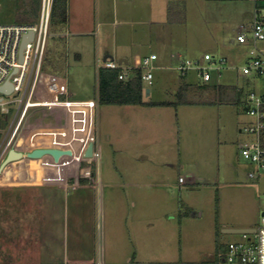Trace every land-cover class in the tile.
<instances>
[{
  "label": "rangeland",
  "instance_id": "obj_1",
  "mask_svg": "<svg viewBox=\"0 0 264 264\" xmlns=\"http://www.w3.org/2000/svg\"><path fill=\"white\" fill-rule=\"evenodd\" d=\"M121 5L122 9L124 4ZM171 5L174 7L172 18L181 22H172L175 23L170 26L173 36L166 35L167 44L163 47L193 61L204 59L206 53L216 59L225 58L228 62L221 74L212 72L214 82L236 83L246 94L249 90L264 92V75L243 74L251 45L231 42L241 27L248 28L253 22L254 0H174ZM15 13V0H0V24L15 23ZM135 14L123 16L121 22L118 20L119 29L126 32L134 28L143 32L147 20L141 19L138 12ZM261 14L264 16V10ZM39 20L40 16L36 23ZM65 32V28L53 26L51 22L40 90L47 93L46 82L51 79L50 74H56L53 64L57 63L59 68L64 53L66 59L59 75L67 77L73 99H97V64L102 62L98 63L89 51L81 61L76 59L75 38L69 37L66 44L61 39ZM154 47L132 52L136 64L141 65L144 55L152 51L159 53L160 48ZM260 47L264 49V43ZM166 63L173 67L178 65L177 62ZM167 72L179 79L178 71ZM162 73L164 71H154L156 75ZM187 79L197 80L193 70ZM145 86L152 92L161 88L153 97L156 101H177L175 91L167 93L163 90L166 87L157 80H153L152 85L146 82ZM20 97L17 93L4 97L11 111L8 127L19 109ZM87 105L90 104H77ZM43 111L33 109L30 113ZM250 121L244 110L228 104L177 108L98 105L95 140L88 145H82V141L73 154L81 152L78 158L85 161H81V169L95 166L97 170L101 166L114 170L118 166L129 171L121 173L124 179H119L120 174L114 172L116 185L104 190L102 185L95 191L86 189V194L73 191L72 187L65 191L63 186L13 187L10 190L17 198L5 206V211L7 215H16L17 219L10 223L21 233L28 225L33 226L31 215H47L55 250L49 257H53V261L65 254L69 261L100 259L103 264H214L219 245L225 249L229 243L242 239L241 234H224L222 231L226 228L219 227L250 225L257 228L263 217L264 172L259 178L251 179L249 173L254 167L242 157L235 144L238 139L244 142L254 139L244 131L239 132ZM48 123L49 120L41 118L32 128L46 127ZM90 147L91 155H87ZM52 158L32 161L26 158L19 164L44 169L50 167ZM59 161L54 162L53 169L63 163ZM43 169L39 168L37 174L19 173L20 181L28 183L31 179L43 184ZM141 176L144 179L138 181L140 187L137 188L133 182ZM180 177L185 183H179ZM126 182L133 184L123 185ZM40 195L46 199H41ZM3 257L0 253V261Z\"/></svg>",
  "mask_w": 264,
  "mask_h": 264
},
{
  "label": "crops",
  "instance_id": "obj_2",
  "mask_svg": "<svg viewBox=\"0 0 264 264\" xmlns=\"http://www.w3.org/2000/svg\"><path fill=\"white\" fill-rule=\"evenodd\" d=\"M174 1V0H173ZM173 1L170 0H67V22L65 25L66 32L65 34L61 35V39L68 44L69 37L75 38V54L76 59L82 60L84 57V53L87 51L92 52L97 59V62H102L97 64L98 71L101 68H104V63L106 61H115L119 65V69L128 73L129 77H133L135 75V71L137 69L142 70L143 60L146 57L156 55L157 59L153 62L154 70L153 75L154 79L160 82L161 85H164V91L173 92L175 91L176 95L180 88L184 85H188L189 88L192 89L193 92L192 96L196 99H199L201 95L199 93H203L204 97H201V100L206 101L205 104L202 105H219V104H228V105H237L239 108L244 110L245 103L243 101L239 103H234V88L242 89L241 87L237 86L236 83H229V84H221L214 82V78L208 83L202 81V79L198 76V73L195 68L189 69L187 72H181L179 67L187 60L190 59H183L181 55H177L174 52H171L163 47V45L167 44L165 41L166 35H171L172 37L174 30L170 28L176 22H181L178 20H174L172 18V14L174 12V7L171 5ZM121 4H124L121 9ZM124 11V13H123ZM134 12L139 13L138 15L141 16V19L147 20V26L144 28V31L139 33L137 30L127 29L126 32L119 29L118 20L121 22V18L131 16ZM140 19V20H141ZM145 22V21H144ZM175 22V23H172ZM183 22V21H182ZM134 29V30H133ZM141 36V38H140ZM137 38V39H136ZM232 43L236 42L235 38L231 40ZM237 43V42H236ZM162 45V46H161ZM157 46L160 48L159 53L157 51H152L149 55H144L141 60V65L136 64L135 54L133 55L135 50L145 49L146 47H154ZM156 47V48H157ZM155 48V47H154ZM162 48V50H161ZM68 55V52H66ZM210 54V53H206ZM205 54V55H206ZM213 54V53H212ZM204 55V56H205ZM169 57V58H168ZM62 64L57 68V63L53 64L54 71L56 74H50L51 79H60L67 82V77H61L59 73L63 72V61L66 59V54L63 53V57L61 58ZM170 61L169 64L172 62H177L178 65L171 66L168 65L166 62ZM193 61V60H190ZM193 62H204L203 58H197ZM228 62V61H227ZM67 63V61H65ZM164 71L162 74H154V71ZM178 71L179 79L177 76L171 72L167 71ZM194 71L196 74L197 80L195 81H188V75L190 71ZM98 74V73H97ZM50 79V80H51ZM157 83V82H156ZM144 84V101L145 102H153V103H175V102H167L164 100H154V95L156 96L160 91L161 88L158 87V90L155 92L151 89L146 88V82L143 81ZM215 86L216 88L219 87H228L231 88L228 92V97L233 100L231 103H220L217 100L218 91H209V90H200L201 86ZM67 87L69 91L68 99L61 105H56L57 108L54 109H61L63 120H64V128L67 132L64 134V141L63 145L61 146L64 150L69 149H78L81 146L82 142V124H88L90 117L85 115V107L86 108H93V113L91 114L92 117V129H91V137L92 141L96 138V119H97V109H98V102L94 98L90 99H73V94L70 91L68 82ZM160 90V91H159ZM253 90H249L251 92ZM248 92V93H249ZM255 92V91H254ZM247 96V95H246ZM233 98V99H232ZM193 99V98H192ZM246 97L244 98V100ZM195 100V99H194ZM214 102V104H211ZM80 103L85 104L89 103L90 105L75 108L74 110L70 107L71 104ZM75 104V105H77ZM103 106V105H101ZM139 106V105H137ZM137 106H130V107H137ZM182 106V105H181ZM108 107V106H106ZM144 108H156V107H146L140 106ZM163 107H175L174 105L169 106H161ZM177 108V107H175ZM49 109V108H48ZM53 109V107H52ZM84 112V114H83ZM240 133H243V130H239ZM46 135V134H45ZM244 141L238 139L235 144H237L239 150L240 145ZM44 144L37 147H43ZM83 145V144H82ZM46 147H52L51 145ZM36 147V148H37ZM60 147V148H61ZM80 151L74 152V159H69L70 156H65V163L60 164L59 168L53 169V165L55 167V163L52 159V164L50 167L46 166L43 169V166H39V168L43 169L44 172V182L43 184H37L35 182H31V179L28 183L20 181L18 186H0V253L3 254V261H0V264H103V262L99 260H91V261H69L68 256L62 254V258H58L55 261L52 260L53 257H49L50 254H54L55 250L53 248L52 240V231L48 227L47 223V215L37 214V216L31 215V220L33 221V226L28 225L27 230L24 233L17 231L14 226L11 224L14 222L17 217L16 215L10 216L7 215L5 211V206L11 205L17 195L14 194V191L10 190L13 187H39L42 185L45 186H63L65 191H70L71 187L73 191H78L81 194L88 193V190H94L99 187L102 190L105 188H110L111 186L116 185V180L114 177V172L119 173V179H122V174L129 173V171L123 169L122 167H116L114 170H106L103 167L99 166L96 170L95 166H91L89 168L81 169V161L82 159L78 158V153ZM81 153V152H80ZM49 158V156H45ZM44 157V158H45ZM28 159L30 161L37 160L32 159L27 156V153L24 154L23 158ZM43 159V158H42ZM20 160V161H21ZM21 166V165H20ZM38 166L35 168L32 167H20V173L24 174L33 173L37 174L39 171ZM106 170V171H105ZM51 173H54L53 177L50 176ZM23 176V175H22ZM142 177V178H141ZM137 177L133 183L137 188L140 187V183L138 181L143 180L144 177ZM179 178V183L180 179ZM22 180V179H21ZM83 181V182H82ZM84 183V185L82 184ZM130 182H126L123 185H130L133 184ZM185 183V180L182 182ZM142 184V183H141ZM82 190L80 191V189ZM93 191V192H94ZM94 194V193H93ZM40 198L46 199L43 195H40ZM37 199V197H36ZM43 202V200H42ZM3 211V212H2ZM40 221V225L38 223ZM11 222V223H10ZM40 228L35 230L34 228ZM220 228H245V229H252L253 227L250 225H228V226H221ZM0 260H2L0 258Z\"/></svg>",
  "mask_w": 264,
  "mask_h": 264
},
{
  "label": "built area",
  "instance_id": "obj_3",
  "mask_svg": "<svg viewBox=\"0 0 264 264\" xmlns=\"http://www.w3.org/2000/svg\"><path fill=\"white\" fill-rule=\"evenodd\" d=\"M258 1L264 0H254L255 3ZM53 3L54 0H42L38 23L0 24V87L10 83L13 85V91L9 95L15 93L21 95L17 100L19 109L12 124H10L9 139L1 157L10 146L30 110L51 108L55 105L58 94H63L66 98L69 95L67 82L60 79L46 82L48 84L47 93L40 90L42 87L39 83L49 37ZM261 12L262 10L256 9L251 25L248 28L241 27L240 32L235 37L238 44L251 45L248 63L243 68L244 75H251L252 73L259 76L264 75V49L260 47L264 43V16ZM30 32L34 33V37L27 44L23 52L24 59L21 61V45L24 37ZM156 59L157 56L152 55L143 60L142 78L149 85L153 84V70L155 68L153 62ZM226 64L225 58L216 59L215 56L206 54L204 62L187 60L179 67V70L187 72L189 69L195 68L202 81L208 83L213 78L212 72L217 71L221 74L220 71ZM104 67L118 69L119 65L115 61H106ZM128 78V73L121 71L119 80ZM9 95L0 93V111L7 118L11 111L7 107L4 97ZM244 111L252 121L243 131L253 136L254 139L243 142L240 145V153L254 167V170L249 173V177L257 179L264 172V148L261 144V134L264 130V92H249ZM183 181L181 178L180 182ZM241 235L240 241L229 243L227 251L220 254L223 260L219 264H264V216L260 225L255 228V232Z\"/></svg>",
  "mask_w": 264,
  "mask_h": 264
},
{
  "label": "trees",
  "instance_id": "obj_4",
  "mask_svg": "<svg viewBox=\"0 0 264 264\" xmlns=\"http://www.w3.org/2000/svg\"><path fill=\"white\" fill-rule=\"evenodd\" d=\"M16 1V13H15V23L17 24H35L36 18L40 16L41 11V0H15ZM67 0H54L53 9L51 12V22L57 26H60L62 29L65 28L67 22ZM256 9L264 10V1H258L255 3ZM121 70L118 69H108L101 68L98 71V96L97 102L99 105L103 106H146V107H161V106H169L174 105L175 107L181 105H202L205 104L206 101L201 100V97H204L202 94L199 99H192L193 92L188 85H184L180 88L177 93V101L175 103H153V102H145L144 101V84L142 78V71L137 69L135 71V75L133 77H129L126 80H119V74ZM198 89H204L211 91H218L217 100L220 103H231V100L228 97V92L231 88L228 87H219L215 86H201ZM234 103H239L243 101L246 102L248 93L246 94L243 89L234 88ZM247 95V96H246ZM246 99L244 100V98ZM233 99V98H232ZM67 101V98L63 94L57 95V100L55 102V108L58 105L63 104ZM211 104H214L212 102ZM57 105V106H56ZM53 109L51 108H43L40 110H44L39 114L28 113L24 122L22 123L18 133L14 137L10 146L6 149L5 153L1 157V153L5 148V145L9 139L8 134V118L6 115H3L0 111V186H18L20 184L19 178V166H20V158L19 155L29 153L37 148L44 149H58L63 151H70L72 154L69 159H74L75 155L73 154V150H64L62 149L63 141H64V120L61 109ZM70 107L74 110L75 108H81L75 104H71ZM78 110V109H77ZM82 112V111H81ZM93 108H87L85 111V115L90 117L88 124H82L81 128L83 131L82 141L83 145H88L92 143V117ZM84 114V112H83ZM49 120L50 123L46 125V127H34L32 128L33 123L35 121H39L40 119ZM30 127V128H28ZM24 132H28V135H24ZM46 134V135H45ZM46 143L51 145L52 147H37L39 145ZM261 144L264 148V130L261 134ZM37 147V148H36ZM61 147V148H60ZM66 156V155H65ZM62 156L59 163L64 162ZM51 157V156H50ZM54 160V158H52ZM55 162V160L53 161ZM62 163V164H63ZM83 182V181H82ZM219 245L217 253L214 257V264H219L223 258L220 256L221 253H225L228 249L226 246ZM225 252H223V251ZM95 264V263H92Z\"/></svg>",
  "mask_w": 264,
  "mask_h": 264
},
{
  "label": "water",
  "instance_id": "obj_5",
  "mask_svg": "<svg viewBox=\"0 0 264 264\" xmlns=\"http://www.w3.org/2000/svg\"><path fill=\"white\" fill-rule=\"evenodd\" d=\"M33 37H34L33 32L28 33L24 37L22 45H21V52H20L21 61H23V59H24L23 52H24L27 44L33 39ZM12 91H13V85L10 83H6L4 86L0 87V93H3L5 95L11 94ZM91 151H92V148L90 147L87 155H91ZM71 154L72 153L70 151L66 152V151L58 150V149L37 148V149L27 153V156L29 158H32V159H40V158H43L45 156H52L54 158L55 162H58L62 156L71 155ZM23 156H24V154L19 155L20 160L23 158ZM263 216H264V213H263ZM222 232L224 234H246V233L255 232V228H252V229L229 228V229H224Z\"/></svg>",
  "mask_w": 264,
  "mask_h": 264
}]
</instances>
